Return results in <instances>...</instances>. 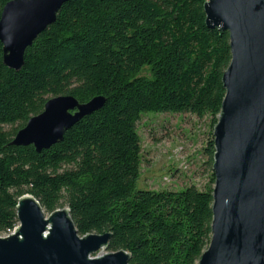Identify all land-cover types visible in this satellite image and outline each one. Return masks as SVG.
I'll list each match as a JSON object with an SVG mask.
<instances>
[{
	"label": "trees",
	"instance_id": "1",
	"mask_svg": "<svg viewBox=\"0 0 264 264\" xmlns=\"http://www.w3.org/2000/svg\"><path fill=\"white\" fill-rule=\"evenodd\" d=\"M205 1L70 0L19 71L3 64L0 43V234L15 228L28 193L48 213L67 206L80 236L109 232L107 250L126 251L127 264L197 263L211 237L213 172L204 189H138L137 123L163 112L217 123L231 53L228 32L205 24ZM67 94L106 102L48 149L10 144L49 98Z\"/></svg>",
	"mask_w": 264,
	"mask_h": 264
},
{
	"label": "water",
	"instance_id": "2",
	"mask_svg": "<svg viewBox=\"0 0 264 264\" xmlns=\"http://www.w3.org/2000/svg\"><path fill=\"white\" fill-rule=\"evenodd\" d=\"M68 1H8L0 14L3 64L21 70L25 50ZM203 11L208 28L228 32L231 58L222 73L224 97L212 132L211 237L196 264H264V0H206ZM105 102L102 95L87 102L69 94L51 97L10 144L48 149ZM16 214L17 227L0 236V264H127L129 254L122 249L102 252L109 232L80 236L68 207L46 217L25 193Z\"/></svg>",
	"mask_w": 264,
	"mask_h": 264
},
{
	"label": "rangeland",
	"instance_id": "3",
	"mask_svg": "<svg viewBox=\"0 0 264 264\" xmlns=\"http://www.w3.org/2000/svg\"><path fill=\"white\" fill-rule=\"evenodd\" d=\"M213 128L209 116L189 112L142 114L137 123L142 149L137 188L180 190L194 185L204 189L213 163L204 148ZM44 213L46 217L50 214L45 210ZM14 229L0 236H7ZM100 251L92 257L100 256Z\"/></svg>",
	"mask_w": 264,
	"mask_h": 264
}]
</instances>
